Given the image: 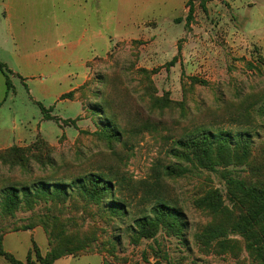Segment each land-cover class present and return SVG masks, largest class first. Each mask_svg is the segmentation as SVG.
Listing matches in <instances>:
<instances>
[{
    "label": "rangeland",
    "instance_id": "obj_1",
    "mask_svg": "<svg viewBox=\"0 0 264 264\" xmlns=\"http://www.w3.org/2000/svg\"><path fill=\"white\" fill-rule=\"evenodd\" d=\"M65 1L41 0L33 11L31 0L30 17H44L48 27L56 26L58 17L63 30L69 24L63 19ZM103 2L109 9L100 8L93 25L106 33L105 41L95 45L94 53L88 52L84 68L74 59L61 66L60 82L51 92L63 94L61 101L32 102L19 77L11 90L15 102L7 101L0 108V124L15 143L0 149V192L9 186L32 189L38 183L70 184L94 173L112 179L116 196L104 199L106 206L101 208L73 193L69 200L44 201L14 217L0 214L4 248L23 262L34 244L45 256L51 245L44 228L23 229L56 217L79 240L83 232L98 229L102 241H111L113 253L109 254L108 245L95 244L91 252L55 264H264L242 236L230 234L225 246L198 239L220 218L197 204L206 193L217 190L233 222L239 213L230 199L231 179L264 186V56L260 49L241 44V52H236L232 21L238 24L239 20L230 2L222 6V0H197L192 5L188 1L185 8L169 6V0ZM190 8L193 19L186 27ZM103 18L104 28L99 27ZM179 19L182 23H177ZM77 82L78 88L69 91ZM34 83L28 84L33 87ZM39 104L57 120L45 117ZM106 128L114 132L113 142L107 139ZM198 129L229 135L234 146L246 136L249 162L214 172L182 163L189 172L166 177L165 168L178 163L171 156L175 142ZM13 147L21 152L9 151ZM114 198L126 205V217L109 216ZM157 199L179 213L184 229L180 236L162 230L154 239L135 244V222L148 214ZM0 264L9 263L0 258Z\"/></svg>",
    "mask_w": 264,
    "mask_h": 264
},
{
    "label": "trees",
    "instance_id": "obj_2",
    "mask_svg": "<svg viewBox=\"0 0 264 264\" xmlns=\"http://www.w3.org/2000/svg\"><path fill=\"white\" fill-rule=\"evenodd\" d=\"M194 1L197 0H189L188 5H192ZM193 14L194 10L190 8L186 19V27L192 21ZM177 23H182V20L179 19ZM176 62L177 58L171 64L173 65ZM0 71L6 79L8 94L12 90L11 76L14 74L1 62ZM39 106L45 117H48L49 120L54 119V117H49L50 111L48 109L41 104ZM104 131L107 139L113 142L116 138L114 132L111 133L108 128ZM245 138L247 137L245 136ZM245 138L234 146V141L229 135H218L205 129H198L175 142L171 150V156L178 163L166 167L164 175L168 178L185 175L189 170L181 166L182 163H188L194 167L213 172L219 167H228L231 164L245 165L251 157L249 141L248 138ZM9 151L17 153L21 152V149L13 147ZM230 186L232 190L230 199L233 202V209L239 213L238 219L231 221L232 213L224 205L219 191H209L197 201V204L209 209L214 217H218L220 220L216 222L213 228L198 236V239L204 240L207 245L215 242L219 246H225L229 235L236 234L242 236L246 240L248 248L264 261V186H247L244 181L236 179H231ZM114 188L111 178L94 173L76 179L70 184L38 183L32 189L9 186L0 192V214L4 218L14 217L20 211H33L39 203L44 201L64 202L69 200L73 193H76L87 203L101 208L106 206L104 205V199L109 196H116ZM108 210L110 211L109 216L114 219H118L117 217L121 219L120 216L126 217L128 215L126 205L115 198ZM147 212L148 214L143 215L135 222L132 239L135 244L142 240L154 239L162 230L173 236L181 235L184 225L181 223L180 215L166 201L157 199ZM52 220L53 222L40 220L23 229V231H29L38 226L44 228L51 245L50 251L45 256L41 254L39 247L34 244L27 255L26 261L18 260L4 248L3 235L5 231H3L0 234V258L6 260L9 264H55L62 258L78 257L89 253L95 244L104 247L108 245L109 254L113 253L110 246L111 241H102L101 237L98 236V229H94L93 233L91 230L83 232L82 238L79 240L76 238V232L68 230L67 226L57 220L56 217ZM107 220L112 222V219L107 218ZM93 224L94 227H99L96 223ZM108 228H110V223ZM98 253L101 254L100 251ZM104 264L108 263L104 261Z\"/></svg>",
    "mask_w": 264,
    "mask_h": 264
},
{
    "label": "crops",
    "instance_id": "obj_3",
    "mask_svg": "<svg viewBox=\"0 0 264 264\" xmlns=\"http://www.w3.org/2000/svg\"><path fill=\"white\" fill-rule=\"evenodd\" d=\"M30 1L0 0V62L14 74L11 78L12 89H16L15 81L21 77L19 80L27 87L32 102L42 103L41 99H54L58 103L63 94L58 96L51 92L57 89L60 82L57 77L61 66L69 59H74L81 62L80 68H84L82 61L88 59V52L94 53L97 49L95 45L103 44L106 37L103 30L94 28L96 13L101 12L102 7L109 9V6L103 0H70L69 3L66 0L62 4L63 19H67L69 24H65L62 30L63 24L58 23V17L55 21L57 27H48L44 17H30L32 4L35 8L41 0H32L31 5ZM148 1L152 3L153 0ZM188 1L169 0L168 4L185 8ZM226 2H230L232 9L236 10L237 21L239 20L238 24L232 21L235 32L231 34V39L236 45V52H241V44L254 45L264 56V0H245L241 4L240 0H222V6ZM108 24L109 21L106 22V27ZM104 26L103 18L99 27ZM30 82H35L33 87L28 84ZM78 86L77 82L69 91L76 90ZM11 92L7 94L6 79L1 72L0 108L7 101L15 102ZM6 130L5 125L0 124V149L15 145ZM19 136L20 140L24 139L21 133Z\"/></svg>",
    "mask_w": 264,
    "mask_h": 264
}]
</instances>
